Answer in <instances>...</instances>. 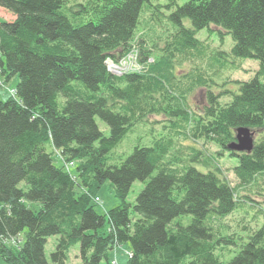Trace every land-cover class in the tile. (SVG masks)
<instances>
[{
    "label": "trees",
    "instance_id": "obj_1",
    "mask_svg": "<svg viewBox=\"0 0 264 264\" xmlns=\"http://www.w3.org/2000/svg\"><path fill=\"white\" fill-rule=\"evenodd\" d=\"M167 1L171 7L176 0ZM143 6L161 8L150 0H0L15 16L0 23V82L18 77L15 96L0 102V258L6 264H68L76 245L82 264H102L124 243L128 264L186 258V264H264V223L245 236L222 230L221 221L245 205L214 164L223 156L236 159L231 170L241 187L264 177V133L250 153L228 150L236 129L264 131V0H189L169 17L176 32L151 41L143 31L134 43ZM210 25L231 37L233 59L259 63L251 80L235 82L238 92L225 105L211 87L221 69L239 66L207 58L195 35ZM133 47L143 71L110 74L107 58ZM196 90L204 91L198 112L189 104ZM151 117L160 118L152 124L165 132L151 146L111 159ZM180 139L213 144L218 152L208 155L203 144L199 149ZM46 146L64 164H77L75 178L54 166ZM107 181L120 204L99 214L93 198ZM136 181L145 186L132 205L126 200ZM257 203L264 206V199ZM257 213L264 219V207ZM20 236L18 248L7 246ZM51 237L56 244L48 261Z\"/></svg>",
    "mask_w": 264,
    "mask_h": 264
},
{
    "label": "rangeland",
    "instance_id": "obj_2",
    "mask_svg": "<svg viewBox=\"0 0 264 264\" xmlns=\"http://www.w3.org/2000/svg\"><path fill=\"white\" fill-rule=\"evenodd\" d=\"M189 0H176L175 5L168 7L167 0H150L151 5L159 6L160 9H147L143 6V11L140 15V25L137 28V38L142 34L143 31H148L150 34L151 41H155L158 37H162L165 40L168 35L176 32L177 27L173 25L170 21L169 17L171 13L176 9V6H182L187 3ZM15 16L0 8V23L13 22ZM182 26L185 28H191V22L189 19L182 20ZM195 38L201 42L205 46V53L207 58L213 59L214 64H236L238 69H233V65L228 69H221L217 73V77L215 79L214 85L211 87V91L218 94L222 93L219 98V102L222 105L229 103L232 99V94L238 92V84L235 82H247L251 80L256 71L259 68V63L256 60L250 59H233L230 56L231 49L233 47V41L229 35H221L220 30L216 27L210 25L207 28L196 33ZM148 41L149 38H146ZM146 40V44L148 41ZM152 47V46H150ZM228 54V55H227ZM18 83V77H13L10 82L7 84H2L0 82V102H6L9 97L15 96V87ZM2 84V85H1ZM189 104L191 108L198 112V108H201L204 104V91L196 90L189 98ZM160 118L151 117L148 119V122L145 124H141L136 126L128 135L123 139V141L114 149L111 154V159H116L120 157H127L131 154L134 147H148L152 145V142L157 139V137L162 133V125L160 123L152 124L155 121H159ZM97 125L100 131L103 133L105 137L109 136V128L99 119L96 120ZM254 134V141L259 139L264 131L260 130H250ZM165 132V130L163 131ZM186 146H194L196 148H201L200 145L204 147V151L208 155H214L218 152V149L210 143H196L198 141L192 140H179ZM47 153L51 154V159L53 161L54 166L64 168V171L70 174L73 178H75V167L77 164L68 163L64 164L62 160L59 158L58 153L50 146H46ZM175 149V148H174ZM183 158H187L190 153L186 150L183 152ZM236 159H228L227 156H223L217 158L214 164L221 170L223 176L228 180L232 187L237 188V196L240 198L242 205H245L241 210L232 213L227 216L221 222L224 224V227H221L225 234H235V235H247L251 231H255L260 228L264 219L260 213H257L261 209L260 206L264 199V196L259 195L258 193L264 194V177L258 178L257 185H249L248 187H241L239 181L233 175L232 168L237 165ZM196 169L201 172H205L206 169L200 165H194ZM80 184L81 181L77 180ZM145 183L136 181L133 183L131 190L127 196V202L130 204L135 203V199L137 195L144 188ZM82 189H77V192L80 194ZM247 197L249 199H247ZM93 203L96 205V211L99 214H106L109 210L117 207L120 204L119 199L117 198L112 185L107 181L104 183L97 191L96 196L93 198ZM254 206V207H252ZM130 217L134 221L136 219V215L133 212L132 208L130 210ZM247 224V229L241 230V226ZM23 241V236L18 237L15 241L13 240L11 243L7 244V246L18 248ZM56 243V237H51L48 239L45 246V257L49 261L50 254L54 250V246ZM79 246L76 245L70 249L68 252V264H82L78 258ZM226 251V250H225ZM229 251V249H228ZM224 253V258H220L221 262L227 263L230 259L234 257L237 248H231L230 252ZM222 251H220L221 253ZM219 255V252H217ZM111 256V257H109ZM131 257L130 245L129 243H124L121 246L113 247L111 251L108 253L107 262H103L102 264H128V259ZM188 262V258H186L182 264H186ZM0 264H6L0 258Z\"/></svg>",
    "mask_w": 264,
    "mask_h": 264
},
{
    "label": "built area",
    "instance_id": "obj_3",
    "mask_svg": "<svg viewBox=\"0 0 264 264\" xmlns=\"http://www.w3.org/2000/svg\"><path fill=\"white\" fill-rule=\"evenodd\" d=\"M107 69L114 73H121L123 71H141L142 67L138 64L137 49L133 47L130 52L126 56H124L117 64H114L111 61H107Z\"/></svg>",
    "mask_w": 264,
    "mask_h": 264
},
{
    "label": "water",
    "instance_id": "obj_4",
    "mask_svg": "<svg viewBox=\"0 0 264 264\" xmlns=\"http://www.w3.org/2000/svg\"><path fill=\"white\" fill-rule=\"evenodd\" d=\"M254 143V134L248 128H238L235 130V141L228 146L229 151L238 153L251 152Z\"/></svg>",
    "mask_w": 264,
    "mask_h": 264
},
{
    "label": "bare ground",
    "instance_id": "obj_5",
    "mask_svg": "<svg viewBox=\"0 0 264 264\" xmlns=\"http://www.w3.org/2000/svg\"><path fill=\"white\" fill-rule=\"evenodd\" d=\"M109 64H110V63H109ZM253 148H254V143H253ZM253 148H252V150H253ZM252 150H251V151H252ZM242 153H247V152H242ZM249 153H250V152H249ZM239 199H240V198H239ZM240 201H241V200H240Z\"/></svg>",
    "mask_w": 264,
    "mask_h": 264
},
{
    "label": "crops",
    "instance_id": "obj_6",
    "mask_svg": "<svg viewBox=\"0 0 264 264\" xmlns=\"http://www.w3.org/2000/svg\"><path fill=\"white\" fill-rule=\"evenodd\" d=\"M56 244V243H55ZM109 257H111V256H109Z\"/></svg>",
    "mask_w": 264,
    "mask_h": 264
}]
</instances>
